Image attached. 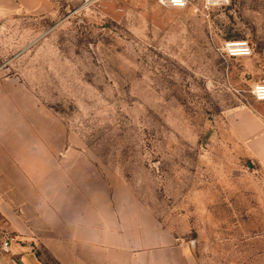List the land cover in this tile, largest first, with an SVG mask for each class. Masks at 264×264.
<instances>
[{
	"label": "rangeland",
	"instance_id": "obj_1",
	"mask_svg": "<svg viewBox=\"0 0 264 264\" xmlns=\"http://www.w3.org/2000/svg\"><path fill=\"white\" fill-rule=\"evenodd\" d=\"M6 32L20 77L102 170L147 203L196 264H264V0H48ZM248 42L230 58L224 45ZM5 243V242H4ZM4 243L2 244L4 250Z\"/></svg>",
	"mask_w": 264,
	"mask_h": 264
},
{
	"label": "crops",
	"instance_id": "obj_2",
	"mask_svg": "<svg viewBox=\"0 0 264 264\" xmlns=\"http://www.w3.org/2000/svg\"><path fill=\"white\" fill-rule=\"evenodd\" d=\"M50 13L48 0H0V46L28 16ZM252 146L264 167V138ZM0 264L196 261L130 184L102 170L20 77L0 72Z\"/></svg>",
	"mask_w": 264,
	"mask_h": 264
},
{
	"label": "built area",
	"instance_id": "obj_3",
	"mask_svg": "<svg viewBox=\"0 0 264 264\" xmlns=\"http://www.w3.org/2000/svg\"><path fill=\"white\" fill-rule=\"evenodd\" d=\"M159 4L168 6L171 8H186L188 0H157ZM208 7L214 5H227L229 0H205ZM224 52L230 58H244L252 55L251 47L248 42L245 41H230L224 45ZM253 96L257 101L264 102V84L256 85L252 91ZM9 248V242L4 243V250L7 252Z\"/></svg>",
	"mask_w": 264,
	"mask_h": 264
}]
</instances>
